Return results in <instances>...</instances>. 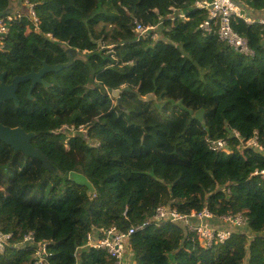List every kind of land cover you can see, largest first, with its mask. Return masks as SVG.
<instances>
[{"label": "trees", "instance_id": "trees-1", "mask_svg": "<svg viewBox=\"0 0 264 264\" xmlns=\"http://www.w3.org/2000/svg\"><path fill=\"white\" fill-rule=\"evenodd\" d=\"M20 1L32 4L38 22H10L0 49L4 82L43 61L66 66L31 89L29 80L19 83L17 103H0V123L31 132L40 154L0 139V232L11 233L0 264H33L44 241L48 264H113L105 250L86 246L87 234L127 231L159 205L183 214L244 211L247 225L206 248L196 231L152 221L126 240L134 264H264V179L253 175L264 169V153L242 146L254 136L264 144L262 25L233 20L253 51L245 54L221 41L217 27L199 28L208 16L201 0ZM17 4L0 0V12L13 14ZM239 5L249 18L264 17V0ZM137 22L151 28L138 35ZM129 93L163 104H149L134 122L123 103ZM206 139H224L230 151H212ZM27 233L33 241H23Z\"/></svg>", "mask_w": 264, "mask_h": 264}, {"label": "built area", "instance_id": "built-area-1", "mask_svg": "<svg viewBox=\"0 0 264 264\" xmlns=\"http://www.w3.org/2000/svg\"><path fill=\"white\" fill-rule=\"evenodd\" d=\"M240 0H211L210 2L201 0L196 2L198 8L206 9L208 11L207 18L200 23L199 28L210 32L212 27H217L218 38L231 46L238 52L245 54H253L249 48L246 39L239 35L232 27V22L236 18H242L245 23L252 24L257 22L261 24L264 29V17L256 19L249 18L243 14V10L239 5ZM28 8V14L34 22H38L32 4L25 1ZM18 16H20L18 14ZM15 18V17H14ZM13 14H8L0 17V49L3 47L4 37L9 36L10 22H12ZM151 27H145L140 22L135 25V30L138 35L147 33ZM50 36V34H47ZM264 39V34H263ZM234 136L237 137L238 133L234 131ZM256 136L248 139L242 146L256 147L259 151L264 153V144L258 143ZM208 147L212 151H225L228 148V142L224 139L211 140L206 139ZM258 175L264 179V169H256L253 175ZM229 189H226V192ZM244 211H237L234 214L226 215H213L211 211L204 207L199 212L192 211L190 214L180 213L176 208L165 205H159L155 208L151 217L141 222L138 226H132L127 231H121L114 226L99 229L98 234L88 233L86 236V246L103 249L108 256L112 259L113 264H126V240L136 230L142 229L147 224L153 222L170 221L186 229L196 231L201 245L210 248L217 244H223L233 234V228L243 227L247 225V217ZM214 217V218H213ZM215 220L210 223V219ZM228 225L224 226V225ZM191 225V226H190ZM224 227V228H223ZM11 238V233L0 232V251H4L5 247ZM33 235L27 233L23 241H33ZM46 255V242H40L34 254L33 264H48L45 258Z\"/></svg>", "mask_w": 264, "mask_h": 264}, {"label": "water", "instance_id": "water-1", "mask_svg": "<svg viewBox=\"0 0 264 264\" xmlns=\"http://www.w3.org/2000/svg\"><path fill=\"white\" fill-rule=\"evenodd\" d=\"M10 10L8 12H0V17L5 16L6 14H9ZM62 66H66L65 64H58L56 66H49L43 61V67L39 71L31 70L29 73L24 75H16L14 78H12L10 83H5L3 81V73H0V103L4 102L6 100H14L15 103L18 102V98L16 96V89L19 85V83L23 81H31L30 89L38 82L41 81L40 77L46 72L51 70H58ZM113 95L118 94V90L112 91ZM258 110L264 115V108L259 107ZM31 132L25 131L20 126L10 127L7 125H4L0 123V139L4 141L5 143L12 146L15 150H23L26 153H29L31 155L40 156L39 152L35 150L31 143ZM70 177L73 179L81 178V181L85 182L84 177L71 171L69 173Z\"/></svg>", "mask_w": 264, "mask_h": 264}, {"label": "rangeland", "instance_id": "rangeland-1", "mask_svg": "<svg viewBox=\"0 0 264 264\" xmlns=\"http://www.w3.org/2000/svg\"><path fill=\"white\" fill-rule=\"evenodd\" d=\"M16 2H18V4L14 5L12 7V13L14 14L16 12L15 15H13V18L19 17L18 14L20 16L21 15L29 16L26 14L27 13V6H26L27 4L25 2H21L20 0H16ZM17 9H19V11H17ZM206 32H208V31H206ZM210 32H212V30ZM160 37H161L160 32H158L154 36H152L153 39H159ZM67 52L69 54H71V56H73V58L84 56L83 52L73 51L70 48H67ZM129 94L131 96L129 95L127 98L125 97L126 99L123 103L125 105V109H126V107L128 108V110L126 109L125 111L129 112V114L131 115V118L134 122H141L142 120H144L146 118V108L148 107L149 104L156 106L158 108H160L161 105L163 104V101L160 99V97L157 95H154V94H149L146 96H139L136 93H129ZM113 101H115V99ZM65 131L68 132L69 134H76L77 133V131L73 130L72 128H68ZM83 131H84V134H86L87 130H83ZM68 146L69 145L66 144V147H68ZM229 151L230 150L228 147L227 150H225L224 152H229ZM82 180H84L85 182H88L87 179H85V178ZM225 226H227V225L225 224ZM245 264H248V262H245Z\"/></svg>", "mask_w": 264, "mask_h": 264}, {"label": "crops", "instance_id": "crops-1", "mask_svg": "<svg viewBox=\"0 0 264 264\" xmlns=\"http://www.w3.org/2000/svg\"><path fill=\"white\" fill-rule=\"evenodd\" d=\"M126 264H134V263L131 262V260L128 258V255H127V258H126Z\"/></svg>", "mask_w": 264, "mask_h": 264}, {"label": "flooded vegetation", "instance_id": "flooded-vegetation-1", "mask_svg": "<svg viewBox=\"0 0 264 264\" xmlns=\"http://www.w3.org/2000/svg\"><path fill=\"white\" fill-rule=\"evenodd\" d=\"M70 56H71V54H70ZM71 57H73V56H71ZM32 69V68H31ZM35 71V70H34ZM5 75H3V77H4ZM42 78V76L40 77V79ZM3 81H4V79H3ZM31 82V81H30Z\"/></svg>", "mask_w": 264, "mask_h": 264}]
</instances>
